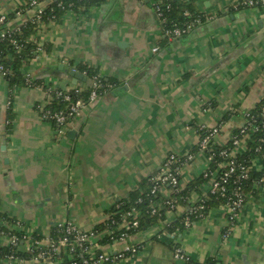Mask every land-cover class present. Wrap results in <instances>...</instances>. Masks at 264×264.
Returning <instances> with one entry per match:
<instances>
[{
	"label": "crops",
	"instance_id": "0c3cea01",
	"mask_svg": "<svg viewBox=\"0 0 264 264\" xmlns=\"http://www.w3.org/2000/svg\"><path fill=\"white\" fill-rule=\"evenodd\" d=\"M174 1L206 17L186 36L167 40L150 1L105 0L68 11L33 33L42 51L22 73L37 86L11 90L0 74V226L19 220L40 238L66 222L93 230L120 201L141 190L142 182L157 176L170 153L195 155L182 169L184 189L210 166L205 153L194 152L200 128L221 126L213 143L225 146L246 114L261 104L264 8H237L242 0ZM25 2L0 0V16H9V28L27 19L28 14L12 18ZM82 66L96 71L109 90L61 136L42 120L36 105L48 102L45 87L85 85L69 76L75 69L86 78ZM248 148L249 136L235 153ZM250 167L261 172L264 160L252 157ZM208 186L203 184L200 194L192 192L190 202L205 196ZM170 196L163 189L156 205ZM183 211L181 205L166 210L167 225ZM228 228L217 206L190 228L164 234V224L155 225L108 244H100L102 236L94 239L93 249L98 256L114 257L101 264H264L263 186L253 183L224 239ZM6 243L0 239V245ZM127 246L138 252L115 259ZM176 247L190 263L175 259Z\"/></svg>",
	"mask_w": 264,
	"mask_h": 264
},
{
	"label": "built area",
	"instance_id": "2783aa9c",
	"mask_svg": "<svg viewBox=\"0 0 264 264\" xmlns=\"http://www.w3.org/2000/svg\"><path fill=\"white\" fill-rule=\"evenodd\" d=\"M148 1L152 2L157 19L162 25L163 35L167 40H174L186 36L203 23V19L206 18L204 15H201L191 22L179 26L170 22L167 17V14L171 9V4L169 3L170 0ZM54 2H56V0H26L25 5L16 9L13 15L15 17H23L28 14V17L20 25L12 28L7 26L9 16L1 15L0 37H5L14 32L20 31L21 27L27 24L35 25L36 30L40 29L45 24L43 20L45 11L48 8L52 11ZM240 6H242V8H264V0H242L237 8H240ZM51 22H53V20ZM169 23L172 25L169 26ZM30 42L34 45L36 59L42 51V46L35 36L30 38ZM157 50L158 48L154 49V52ZM73 71L76 72L75 69ZM10 72V69L5 68L0 64V74L4 78H6ZM25 79L29 82L31 76L29 74L25 75ZM102 79L103 78L100 75H95L89 80L92 90L87 100H84L82 97L85 88L81 85H75L71 88H54L53 86L45 87V92L48 95L49 100L47 103L37 104L36 110L42 120L49 122L55 129L56 133L63 136L67 131V126L76 118L80 117L86 107L95 103L109 90V86L104 85ZM54 101L62 102L65 105V108L59 111L52 110L51 105ZM9 105H11L10 101L8 102V106ZM262 114L263 121L255 128L253 127L254 117L250 116L249 113L246 114L245 123L238 129L231 139L233 148L224 149L219 153L220 157H229L230 160L227 162H218L214 169L209 166L204 172L205 178L208 179V192L205 196L203 195L201 198L193 202L194 206L188 210V216L183 221L185 228L193 226L195 223L192 221L193 218L198 220L206 218L208 210L205 202L209 198L215 197L223 200L221 208L224 210L229 222V228L223 232L222 237L227 239L230 236L232 229L235 227L240 213L246 204L247 194L243 190V183L250 178V172L252 171L250 166L237 162L235 149L240 147L243 140L248 138V131L250 130L254 129L256 131H261L264 135V110ZM221 128V126L212 128L202 126L200 128V140L198 144L199 152L205 153V151L209 149L210 144L213 143L215 138L220 134ZM261 141L264 143V137ZM194 157V153H189L188 155L183 156L170 153L165 157L160 173L151 179V181L156 182L152 192L156 193L157 191L167 189L170 191L171 196L161 205L158 206L155 204V208L153 209L154 214L162 212L165 207H167V211L169 212H173L178 208V205H176V202L178 201L176 195L180 194L183 189L180 181L182 169L190 164L194 160ZM207 158L211 165L215 158V154L207 155ZM256 183L264 187V179H261ZM124 226L129 227V224L126 223ZM136 226L137 222H134L133 227ZM5 227L6 231L0 232V239H7V243L0 246L11 248L10 253L3 256L5 263L7 264H76L75 262H72V260L73 253L77 248L81 254L87 256L83 261V264H101L103 262H110L114 259V257L102 254L96 257L93 249L94 239L102 237L105 234H110L107 230L101 233L95 229L83 231L78 229L75 224L66 222L54 228V230L58 229L62 232V235L57 238L52 237L51 234L44 238H37L28 233L24 229L22 222L19 220L14 219L8 221ZM129 237L128 234L122 233L120 239L114 242H124L128 240ZM62 250H67L64 253V258L62 257ZM137 252L138 250L136 247L127 246L115 259L124 258L126 253L136 254ZM174 257L175 259H183L186 262H191L190 258L184 254L179 247L174 249Z\"/></svg>",
	"mask_w": 264,
	"mask_h": 264
},
{
	"label": "trees",
	"instance_id": "16d2710c",
	"mask_svg": "<svg viewBox=\"0 0 264 264\" xmlns=\"http://www.w3.org/2000/svg\"><path fill=\"white\" fill-rule=\"evenodd\" d=\"M103 1L105 0H56V2H54L52 11L49 8L45 11L43 20L46 24L50 23L52 20L53 22H57L68 11L84 9L102 3ZM169 3L171 4V9L168 12L167 17L170 22L179 26L191 22L198 16L202 15L201 13L196 12L195 8L191 5L179 4L174 0H170ZM240 8H242V6H240ZM12 18H14V15H12ZM171 25L172 24L169 23V26ZM35 31V25L27 24L21 27L20 31L14 32L13 34L7 35L5 37H0V64L11 71L10 74L6 76L11 90L20 85L37 86L38 82H36V79L31 78L30 81L27 82L22 73V68L36 57L34 53V45L32 42H30V38L33 36ZM80 71H86L87 80L85 85H83L85 89L82 97L84 100H87L92 90V87H90L88 84L89 80L97 75V73L93 69H89L85 66H82ZM102 82L104 85H108V82L104 79H102ZM64 108L65 105L60 101H54L51 105L52 110L59 111ZM263 110L264 100L255 110L249 113L250 116L254 117V128L258 127L262 123ZM248 136V151L245 154H237V162L246 166H251L252 157L259 156L264 160V143L261 141L264 135L261 131H256L253 129L248 131ZM232 148V142H228V144L225 146H219L215 143H211L209 149L205 151L206 155L215 154V158L210 165L211 168L214 169L218 162H227L230 160L229 157H220L219 153L224 149ZM198 149L199 148L197 146L194 152L198 151ZM151 179L152 178H149L147 181L142 182L140 187L141 190L133 192L128 199L120 201L117 207L113 208L109 219L95 228V230L100 233L105 230L110 232V234H105L102 237L100 244L113 243L114 241H118L120 239L122 233L132 236L139 231L146 230L155 225L161 226L164 224V230H162V233L164 234L171 233L176 228L184 229L185 227L183 221L188 216V210L194 206V203L190 202V195L192 192H197L200 194L201 191L199 188L208 181V179H206L203 174L198 179L190 182L184 189H182L180 194L176 195L178 200L176 205H181L184 208V211L181 212V215L177 216V219L173 221L174 223L167 225V208L162 212H158L156 214L153 213L155 204L161 198V191H157L156 193L152 192L156 182L151 181ZM261 179H264V170L258 173L251 171L250 178L243 183L244 192L247 194L253 188V183L258 182ZM222 204L223 200L215 197H211L205 202L207 210L213 207L221 206ZM192 221L194 223L199 220L193 218ZM134 222H137L136 227H133ZM126 223L129 224V227L124 226ZM3 231H6V227L0 226V232ZM60 235H62V232L58 229H55L51 232L52 237L57 238ZM10 251L11 248L0 246V264H7L5 263L3 256L10 253ZM66 251L62 250L63 258L65 257L64 253ZM96 257H98V254H96ZM86 258L87 256L81 254L77 248L73 253L72 262H75L76 264H83V261Z\"/></svg>",
	"mask_w": 264,
	"mask_h": 264
},
{
	"label": "water",
	"instance_id": "95a60500",
	"mask_svg": "<svg viewBox=\"0 0 264 264\" xmlns=\"http://www.w3.org/2000/svg\"><path fill=\"white\" fill-rule=\"evenodd\" d=\"M146 1H148V0H146ZM60 69L61 70H63L64 68L61 66L60 67ZM69 76L70 77H72L73 78V81H74V83H78V82H83V83H85L86 82V78H84L83 77V75H81V74H79V73H75L74 71H71L70 73H69Z\"/></svg>",
	"mask_w": 264,
	"mask_h": 264
},
{
	"label": "rangeland",
	"instance_id": "374dc122",
	"mask_svg": "<svg viewBox=\"0 0 264 264\" xmlns=\"http://www.w3.org/2000/svg\"><path fill=\"white\" fill-rule=\"evenodd\" d=\"M237 222H238V220H237Z\"/></svg>",
	"mask_w": 264,
	"mask_h": 264
}]
</instances>
